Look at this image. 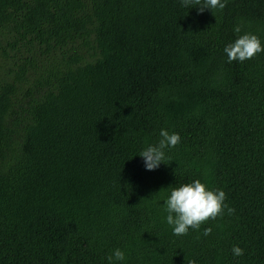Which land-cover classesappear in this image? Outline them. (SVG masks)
Wrapping results in <instances>:
<instances>
[{"label":"trees","instance_id":"trees-1","mask_svg":"<svg viewBox=\"0 0 264 264\" xmlns=\"http://www.w3.org/2000/svg\"><path fill=\"white\" fill-rule=\"evenodd\" d=\"M214 14L0 0V264H108L116 247L123 264H264V51H223L236 24L264 43V0ZM161 128L180 142L145 170ZM197 178L234 212L173 235L163 200Z\"/></svg>","mask_w":264,"mask_h":264},{"label":"clouds","instance_id":"clouds-1","mask_svg":"<svg viewBox=\"0 0 264 264\" xmlns=\"http://www.w3.org/2000/svg\"><path fill=\"white\" fill-rule=\"evenodd\" d=\"M180 3L183 7L192 5V8L196 7L200 12L210 9L214 14L215 11L224 9L227 0H180ZM233 31L238 34L237 37L223 49L229 63L233 60L243 62L264 51V43L256 34L241 33L240 24L234 25ZM159 137L158 142L146 144L138 153L143 159L145 170H154L162 162H166V150L180 142L179 133H170L165 128L160 129ZM225 201L226 193L223 189L209 187L199 178L180 183L170 187L163 200V211L166 213L164 222L171 228L173 235H185L189 228L199 229L202 222L210 218L215 219L217 215H222L225 209L229 214L233 213L234 209L228 207ZM210 231L211 229L206 227L203 234L207 236ZM231 251L232 255L237 257L244 253V249L239 245H233ZM125 259V250L120 247L112 249L107 256L108 264H123Z\"/></svg>","mask_w":264,"mask_h":264}]
</instances>
